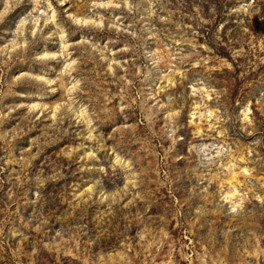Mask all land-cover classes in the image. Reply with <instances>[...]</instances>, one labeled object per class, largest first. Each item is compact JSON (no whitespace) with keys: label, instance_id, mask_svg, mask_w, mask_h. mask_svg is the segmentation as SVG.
<instances>
[{"label":"rangeland","instance_id":"rangeland-1","mask_svg":"<svg viewBox=\"0 0 264 264\" xmlns=\"http://www.w3.org/2000/svg\"><path fill=\"white\" fill-rule=\"evenodd\" d=\"M0 264H264V0H0Z\"/></svg>","mask_w":264,"mask_h":264},{"label":"bare ground","instance_id":"bare-ground-1","mask_svg":"<svg viewBox=\"0 0 264 264\" xmlns=\"http://www.w3.org/2000/svg\"><path fill=\"white\" fill-rule=\"evenodd\" d=\"M121 161L122 162H127V159H122V157H120V158L117 159V162L121 163Z\"/></svg>","mask_w":264,"mask_h":264}]
</instances>
